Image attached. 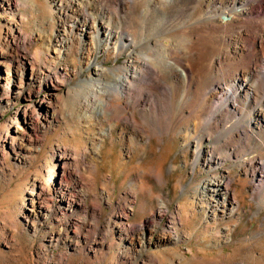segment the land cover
<instances>
[{
	"label": "rangeland",
	"instance_id": "1",
	"mask_svg": "<svg viewBox=\"0 0 264 264\" xmlns=\"http://www.w3.org/2000/svg\"><path fill=\"white\" fill-rule=\"evenodd\" d=\"M261 2L256 11L264 9ZM107 5L119 9L115 2ZM193 6L187 0L159 6L161 12L148 14L143 27L165 16L166 26L172 25L168 30L189 32ZM225 6L223 0L215 7ZM120 9L118 15L128 21V9ZM54 11L52 0H0V45L8 54L0 63L12 69L20 63L25 73L31 67L35 73L21 90L0 88V264H264V168L258 152L252 153L257 146L227 139L215 145V153L236 147L239 158L209 164L201 157L193 167L192 144L174 134L179 107L173 80H138L132 93L141 103L128 104L127 113L134 112L140 130L100 116L84 103L95 91L82 81L96 76L91 69L78 70L83 56L78 37L72 35L61 54L55 46ZM205 11L212 8H203L201 16ZM254 20L262 23L261 17ZM127 25L135 33L140 29L136 22ZM156 32L145 36L154 38ZM121 39L119 33L95 55L99 68L123 74L131 65L142 67L138 56L132 59L121 49ZM209 80L210 74L196 76L197 89L209 86ZM50 94L53 106L45 120L30 125L37 101ZM194 101L192 113L202 118L198 94ZM53 110L55 119L49 116ZM162 117L173 120L169 125ZM200 129L201 136L210 132ZM210 143L203 139L200 148ZM220 175L231 179L235 200L223 212L224 200L202 202L198 192Z\"/></svg>",
	"mask_w": 264,
	"mask_h": 264
},
{
	"label": "bare ground",
	"instance_id": "2",
	"mask_svg": "<svg viewBox=\"0 0 264 264\" xmlns=\"http://www.w3.org/2000/svg\"><path fill=\"white\" fill-rule=\"evenodd\" d=\"M174 1L146 0L145 3L144 0L142 2L129 0L127 3L124 0H108V2H115L119 9L126 6L129 11L125 14L128 18L127 21L118 15L119 9L113 10L110 5H107V0H52L55 9L54 18H52L57 32L55 46L61 47L59 54L63 53L60 52L63 48L67 50L72 35L75 38L78 37L79 50L81 49L79 54H83L77 65L78 70L80 68L91 69L96 76V78L82 81V86L90 87L95 91L93 94L96 95L93 96L90 103L85 98L84 103L93 105L96 113L106 119L121 120L125 124L133 125L139 129L140 124L134 117V112L127 113L128 104L135 106L141 103L139 96L133 98L134 94L132 93L135 91L133 88L136 84H139L138 80L152 77L157 83L173 80L176 85L179 107L177 126L175 122L173 123L177 128L174 134L180 135L186 144H192L194 148L192 152L193 167L197 165L201 157H204L205 162L209 164H212L215 158H239L241 154L236 147L223 150L219 155L215 153V145L221 142L225 144L227 139L236 138L247 146L249 144L252 147L257 146L258 151L254 150L252 153L258 152V164L264 168V151L263 154L260 152L264 144V9L261 12L256 11L258 0H226L227 6L217 8L218 10L215 6L223 0H187L190 5L194 4L193 13L186 24L189 29L191 28V31L173 33V28L167 29L172 25L166 26L164 15L161 18L158 15L159 18L152 21L149 27H143V23L149 19L148 14L154 16L152 11L160 13L159 6L161 8L170 6ZM228 7L230 8L228 9ZM203 8H212V11H205L204 16H201ZM135 15L138 20L133 17ZM260 17L262 23H257L254 18ZM137 21H140L139 23L142 25H139ZM130 22H136L139 25L140 29L137 33L129 31L127 24ZM155 22L156 24L152 25ZM162 28H165V32L162 31ZM143 29H145L144 33ZM155 30H157V35L154 34V38H146L145 35L148 32L153 33ZM119 33L124 34V39H121L120 43L121 49L126 48V54H130L132 59L138 56L142 63V67L129 66L123 74L119 73L120 69L118 68L111 71L99 68L94 61L95 55L104 51L111 42L118 40ZM165 40L169 43H164ZM7 55L0 45V57ZM0 65L5 67L4 73L0 71V88L4 91L11 92L13 87L21 90L27 78L28 80L35 79L33 67L30 72L25 73V69L20 63L16 69H12L8 63H0ZM71 70L73 74L77 73L76 67H72ZM201 74H210L209 86L197 89L198 84L195 77ZM3 81L4 83L1 84ZM142 91L140 92L142 93ZM195 94L200 96L199 110L203 112V115L200 112L202 118H198L192 113ZM53 100L54 95L50 94L37 101L38 111L32 112L30 125L33 122L38 123L40 120H45L49 109L53 106ZM156 103L154 102V104ZM186 106L190 109L184 110ZM26 108L27 106L25 110ZM183 110L188 111L189 116H185ZM52 112L49 116L55 119L57 113L54 110ZM139 112L141 113L142 109ZM152 115L154 116V114ZM166 117L164 118L169 120L170 125L172 118ZM230 122L231 124L228 125ZM146 123L148 124V122ZM165 126L163 127L165 128ZM202 126L209 128L210 132L203 131L201 136L200 128ZM213 126L219 127V129L211 130ZM203 139L211 141L205 150L200 148ZM254 160L255 158L250 161ZM230 182L231 179L225 175H220L213 181L207 180L198 187L200 199L202 202L207 200L216 204H219V200H224L225 203L221 206V210H224L226 204L232 206L235 200L232 196L233 190L230 188Z\"/></svg>",
	"mask_w": 264,
	"mask_h": 264
}]
</instances>
